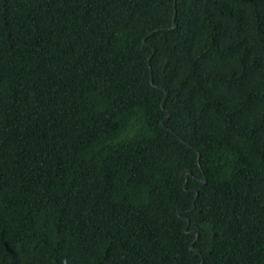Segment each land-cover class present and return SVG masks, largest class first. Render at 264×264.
Masks as SVG:
<instances>
[{
  "label": "trees",
  "instance_id": "trees-1",
  "mask_svg": "<svg viewBox=\"0 0 264 264\" xmlns=\"http://www.w3.org/2000/svg\"><path fill=\"white\" fill-rule=\"evenodd\" d=\"M0 264H264V0H0Z\"/></svg>",
  "mask_w": 264,
  "mask_h": 264
},
{
  "label": "water",
  "instance_id": "water-1",
  "mask_svg": "<svg viewBox=\"0 0 264 264\" xmlns=\"http://www.w3.org/2000/svg\"><path fill=\"white\" fill-rule=\"evenodd\" d=\"M174 16H175V12H174ZM175 25H176V24H174V26H175ZM143 43L148 44V43L145 41V39H143ZM148 45H150V44H148ZM152 49H153V51H154V47H153V46H152ZM151 54H152V53H151ZM151 81H153V79H151ZM160 88H162V87H160ZM165 98H166V97H165ZM165 98L163 99L161 106H162V108L168 113V115L165 117V119H166V118L169 117V115H170V111L164 108ZM165 119L161 120V124H162V125H164V120H165ZM182 174L185 176V179H186V181H187V180H188V176H189V175H192V171H191L190 169H185V170H183ZM203 182H206V177H204ZM195 192H196V195H195V198H196V196L198 195V191L195 190ZM194 206H195V205H193V208H194ZM178 215H179L180 217H182L183 219H185L186 222H187V223H186V226L184 227V231H185L186 233H188V232H193V233L196 235V237H197V236L199 235V233H198L197 230L187 231V227H188V224H189V218H187V217H185V216H181V215H180V211H178ZM194 244H195V240L192 241L191 244H190L191 249H192V250H195V251H198L197 249H195V248L193 247Z\"/></svg>",
  "mask_w": 264,
  "mask_h": 264
}]
</instances>
